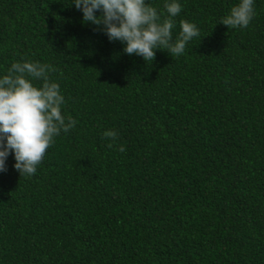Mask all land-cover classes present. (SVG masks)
<instances>
[{
  "label": "trees",
  "instance_id": "16d2710c",
  "mask_svg": "<svg viewBox=\"0 0 264 264\" xmlns=\"http://www.w3.org/2000/svg\"><path fill=\"white\" fill-rule=\"evenodd\" d=\"M178 2L173 39L181 20L200 35L146 62L73 0H0V78L52 65L76 121L34 175L8 156L0 264H264V0L235 29L239 0Z\"/></svg>",
  "mask_w": 264,
  "mask_h": 264
},
{
  "label": "clouds",
  "instance_id": "9594fccd",
  "mask_svg": "<svg viewBox=\"0 0 264 264\" xmlns=\"http://www.w3.org/2000/svg\"><path fill=\"white\" fill-rule=\"evenodd\" d=\"M73 4L82 11L84 23L103 26L109 40H119L126 45L125 53L142 56L146 62L155 60L157 49L178 57L200 35L194 23L181 20V31L173 39V18L182 11L178 0H166L168 15L164 17L146 0H73ZM254 15V0H239L220 23L247 28ZM55 71L52 65L25 59L14 62L0 78V172L7 171L6 160L14 153V167L21 176L34 175L54 138L75 127L76 121L62 114L65 98L60 85L49 78ZM34 80H42V85L37 87ZM103 136L113 142L118 139L115 130H107ZM118 150L126 151L123 145Z\"/></svg>",
  "mask_w": 264,
  "mask_h": 264
}]
</instances>
